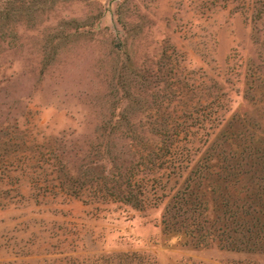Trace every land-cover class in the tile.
<instances>
[{"label":"rangeland","instance_id":"374dc122","mask_svg":"<svg viewBox=\"0 0 264 264\" xmlns=\"http://www.w3.org/2000/svg\"><path fill=\"white\" fill-rule=\"evenodd\" d=\"M117 117L166 143L119 142L126 159L162 155L137 171L140 208L77 181L103 172L85 143ZM200 164L221 170L194 182L211 213L190 236L172 224L198 212L169 210ZM254 216L264 225V0H0V264H264Z\"/></svg>","mask_w":264,"mask_h":264},{"label":"trees","instance_id":"16d2710c","mask_svg":"<svg viewBox=\"0 0 264 264\" xmlns=\"http://www.w3.org/2000/svg\"><path fill=\"white\" fill-rule=\"evenodd\" d=\"M142 121H139L140 127L142 129L141 132H138L136 128L132 127L131 135H126L124 133H121V128H124V124H122L123 121H121L119 117L106 120H96L97 127H99V129L101 128V130L103 129L104 132L99 134L96 132L93 136H90L94 139V141H92L91 143H85V146L89 152L88 157L93 156L95 158V160H90L91 164L101 165L103 172L100 176H96V174L91 176L89 172L85 171L80 174L78 173L79 176H77V181L81 183L79 186L80 189H85L87 186H90L91 188L95 189V192L98 191L97 193H102L103 197L106 199H114L116 202L132 205L136 208H140L143 206L142 196L145 193V189L147 187L149 179L147 180L146 176L140 179L137 178L139 175L137 171H139L140 167H144V170L150 171L151 168H149L148 165H155V159H161L162 155L156 156L155 152V159L151 157L149 158V160H146V158H143V156L138 157V159H130V157L126 159L129 151L125 150L124 148L130 150L131 147L135 145L136 149L138 147L140 149L145 148L152 139L164 145H166V143L163 140V134L151 130V120L145 119L144 122ZM86 123V120H82L80 122V128L85 127ZM133 125L135 126L134 123L132 124V126ZM178 135V133H174L173 135L168 136L169 140L171 139L170 146L172 148L175 147V145H177L178 143ZM119 142H121V144H123V146L125 147H120ZM175 155H178V152H174V155L172 153V156ZM165 164V162H162L158 165V167L160 169L169 168V166L165 167ZM220 170V166L217 167L215 165L200 164L195 170L191 171V174L187 178L188 184L183 191L179 192V198L175 201L172 210H169V213L171 215L173 213V210H177L176 215L172 214V217L175 219L181 218L183 215H187L190 212L191 215L198 212V215L190 216V218L188 217L189 219H183L179 222L177 221L172 224L173 227L178 226L180 227V231H184V233L193 236V234H191L193 233V231L191 230V226L202 225V222L207 223L208 221H210L209 216L211 212L208 208V200L205 198L206 195L203 193V191H201L202 194H197L195 192L196 187L194 185V182H199L197 184L198 186H201V183H205V179H208V177H213L214 175L216 177L218 171ZM201 209H203L204 211H202ZM203 213H205L206 216L205 218H203V221H201V216L203 215ZM228 219H230V221L233 219L232 223H227L228 226L231 227L235 225L234 232L242 234V231H240V229L243 230L242 227L244 225H247V222L244 223L243 221L244 218L240 222L238 220L239 217L237 216V214H235L230 215V218ZM251 220L252 222H250V224L252 223V228L251 230H249L250 228L247 229V233L249 234V236L247 237L249 241H257L259 239L258 230L260 229L261 231H263L264 225L261 226V220L260 218H257V216L252 217ZM211 232L202 235V243H206L207 240L213 242L216 241L215 238H211V235L214 236L215 233ZM217 235V241L220 243V245L224 246L225 244H221V242L224 241L222 239L223 234ZM227 237L229 241H231L229 243H236L233 236L227 235ZM244 242L245 241H241L242 244H244Z\"/></svg>","mask_w":264,"mask_h":264}]
</instances>
